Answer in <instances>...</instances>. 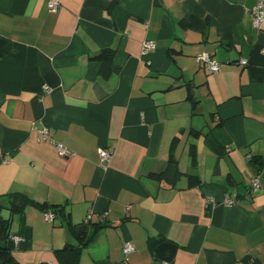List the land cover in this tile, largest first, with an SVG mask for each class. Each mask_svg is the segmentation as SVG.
<instances>
[{"label": "crops", "instance_id": "crops-1", "mask_svg": "<svg viewBox=\"0 0 264 264\" xmlns=\"http://www.w3.org/2000/svg\"><path fill=\"white\" fill-rule=\"evenodd\" d=\"M256 2L60 0L52 10L0 0V233L10 219L14 259L5 264H74L55 253L78 245L67 220L93 233L77 264H264ZM145 40L154 46L143 52ZM203 52L220 71L196 61ZM9 193L63 212L12 213Z\"/></svg>", "mask_w": 264, "mask_h": 264}, {"label": "trees", "instance_id": "trees-1", "mask_svg": "<svg viewBox=\"0 0 264 264\" xmlns=\"http://www.w3.org/2000/svg\"><path fill=\"white\" fill-rule=\"evenodd\" d=\"M110 53V56H112L111 51H106L108 54ZM104 55V53H102ZM102 56V55H101ZM7 196H9V209L12 213H22L23 210L28 206H35L37 208H40L43 210V212H46L48 210H52L54 214L56 212H63V208L57 207V205L48 206L44 203L36 202L30 198H28L26 195L22 193H9ZM1 206V205H0ZM9 225H10V219L6 220L2 224V230L0 233V260L2 261V264L8 263V262H14V259L11 255L9 246L7 245L9 240ZM66 226L72 230V233L76 237L78 241L77 246H73L71 244H66L62 249L56 250V256L63 262V263H70L71 261L74 264H77L78 257L81 254L82 248L87 244V242L91 239V236L93 233H87L85 230L81 231H75L74 225H71L69 220L66 222ZM151 244V243H150ZM17 264V263H16Z\"/></svg>", "mask_w": 264, "mask_h": 264}, {"label": "built area", "instance_id": "built-area-1", "mask_svg": "<svg viewBox=\"0 0 264 264\" xmlns=\"http://www.w3.org/2000/svg\"><path fill=\"white\" fill-rule=\"evenodd\" d=\"M47 5L50 9L56 10L60 6V0H47ZM250 17H251V23L254 28L260 29L261 27L264 26V0H257L256 5L253 7V9L250 11ZM154 46L152 41H143L142 43V49L143 52H146L150 49H152ZM196 61L198 63H202L205 65V67L212 73H216L220 71V64L215 60L214 57H212L209 53L203 52L201 53L197 58ZM242 64H246V60H241ZM45 92H49L50 88L47 85H44L43 87ZM41 139L42 140H47L50 139L49 132L46 129L41 130ZM58 152L60 155H64L67 151L62 148L59 144L57 145ZM112 155L111 151H108L106 149H99L98 150V156L100 158V161L103 163L105 161H108ZM250 183V189L252 191H257L260 188V180L259 177L255 176L252 177L249 181ZM225 202L229 205L233 204L234 201L226 198ZM44 217L48 221H52L53 218L55 217L54 212L48 210L44 212ZM90 218V215L87 216V219ZM13 241H19L21 240L19 237L14 236L12 238ZM123 251L125 254L131 253L134 251L133 246L126 242L123 245Z\"/></svg>", "mask_w": 264, "mask_h": 264}, {"label": "rangeland", "instance_id": "rangeland-1", "mask_svg": "<svg viewBox=\"0 0 264 264\" xmlns=\"http://www.w3.org/2000/svg\"><path fill=\"white\" fill-rule=\"evenodd\" d=\"M213 57V56H212Z\"/></svg>", "mask_w": 264, "mask_h": 264}]
</instances>
